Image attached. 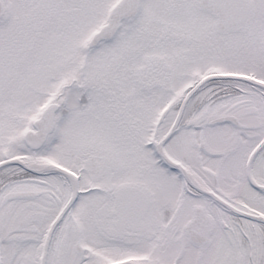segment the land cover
Listing matches in <instances>:
<instances>
[{"label":"snow or ice","instance_id":"1","mask_svg":"<svg viewBox=\"0 0 264 264\" xmlns=\"http://www.w3.org/2000/svg\"><path fill=\"white\" fill-rule=\"evenodd\" d=\"M0 264H264V0H0Z\"/></svg>","mask_w":264,"mask_h":264}]
</instances>
